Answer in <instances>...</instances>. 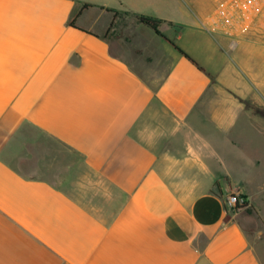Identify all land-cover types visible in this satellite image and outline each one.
<instances>
[{
  "label": "crops",
  "instance_id": "obj_1",
  "mask_svg": "<svg viewBox=\"0 0 264 264\" xmlns=\"http://www.w3.org/2000/svg\"><path fill=\"white\" fill-rule=\"evenodd\" d=\"M218 5L0 0V264H263L264 34Z\"/></svg>",
  "mask_w": 264,
  "mask_h": 264
},
{
  "label": "built area",
  "instance_id": "obj_2",
  "mask_svg": "<svg viewBox=\"0 0 264 264\" xmlns=\"http://www.w3.org/2000/svg\"><path fill=\"white\" fill-rule=\"evenodd\" d=\"M203 29L233 37L257 29L264 34V0H224L201 23ZM225 207L231 212L244 210L247 201L239 194L225 198Z\"/></svg>",
  "mask_w": 264,
  "mask_h": 264
},
{
  "label": "trees",
  "instance_id": "obj_3",
  "mask_svg": "<svg viewBox=\"0 0 264 264\" xmlns=\"http://www.w3.org/2000/svg\"><path fill=\"white\" fill-rule=\"evenodd\" d=\"M89 5L85 4L82 8H87ZM135 20L138 24H142L144 26L149 27L151 30H153L158 36H161L162 38L166 39L159 31V27L161 24H163L165 21L152 17L147 15H140L135 14L134 15ZM72 26L73 23H71ZM167 40V39H166ZM168 41V40H167ZM173 48L183 57L187 58L190 62H192L200 71H203V69L186 53L184 52L177 44H175L173 41H168Z\"/></svg>",
  "mask_w": 264,
  "mask_h": 264
},
{
  "label": "rangeland",
  "instance_id": "obj_4",
  "mask_svg": "<svg viewBox=\"0 0 264 264\" xmlns=\"http://www.w3.org/2000/svg\"><path fill=\"white\" fill-rule=\"evenodd\" d=\"M224 0H209V3L210 4H215L216 3H219L221 4ZM208 4V3H207ZM206 6V4H205ZM207 8V6H206ZM174 42V41H173ZM135 43L137 45H145V44H152L153 46H157V43L160 45L161 43H163V41H135ZM175 43V42H174ZM160 51V50H159ZM160 54V52H158ZM153 122V128L155 127L154 125V120L152 121ZM169 134V133H168ZM163 135V134H162ZM169 136V135H168ZM178 143H180V140H178ZM258 252L259 254L261 255L262 257V260H263V264H264V238H263V243L258 245Z\"/></svg>",
  "mask_w": 264,
  "mask_h": 264
}]
</instances>
